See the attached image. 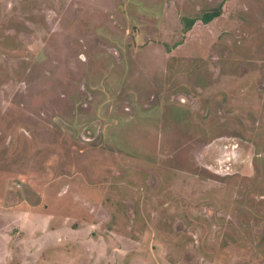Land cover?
Here are the masks:
<instances>
[{"label":"rangeland","instance_id":"374dc122","mask_svg":"<svg viewBox=\"0 0 264 264\" xmlns=\"http://www.w3.org/2000/svg\"><path fill=\"white\" fill-rule=\"evenodd\" d=\"M0 264H264V0H0Z\"/></svg>","mask_w":264,"mask_h":264},{"label":"trees","instance_id":"16d2710c","mask_svg":"<svg viewBox=\"0 0 264 264\" xmlns=\"http://www.w3.org/2000/svg\"><path fill=\"white\" fill-rule=\"evenodd\" d=\"M221 13V5H218L215 8H211L209 10L203 11V13L201 14V16H198L202 21L204 22H208L211 19H213L214 17L218 16ZM198 17L196 19H198ZM194 18H191L190 20H188V27H190L192 25V23L194 22Z\"/></svg>","mask_w":264,"mask_h":264}]
</instances>
